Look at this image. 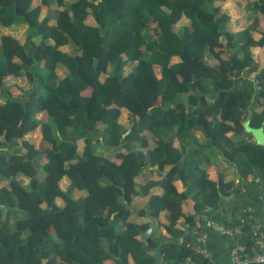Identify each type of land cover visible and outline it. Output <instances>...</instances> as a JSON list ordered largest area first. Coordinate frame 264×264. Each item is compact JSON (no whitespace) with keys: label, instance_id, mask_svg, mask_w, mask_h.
Returning a JSON list of instances; mask_svg holds the SVG:
<instances>
[{"label":"trees","instance_id":"trees-1","mask_svg":"<svg viewBox=\"0 0 264 264\" xmlns=\"http://www.w3.org/2000/svg\"><path fill=\"white\" fill-rule=\"evenodd\" d=\"M226 1L0 0L1 26L25 24L31 47L0 29V264H156L158 245L164 261L211 264L179 240L181 218L205 227L185 200L230 227L219 199L233 182L209 166L222 156L264 181V145L242 123L264 125V0L241 14ZM10 75L32 88L13 93ZM134 197L168 237H141ZM248 229L241 252L264 250Z\"/></svg>","mask_w":264,"mask_h":264},{"label":"crops","instance_id":"crops-1","mask_svg":"<svg viewBox=\"0 0 264 264\" xmlns=\"http://www.w3.org/2000/svg\"><path fill=\"white\" fill-rule=\"evenodd\" d=\"M255 102L256 100L251 102L252 108L256 107ZM247 117H249L250 124V113L243 119L242 123ZM236 165L237 164L235 162H229L222 156H218L216 160H214V163H212L208 168V174L210 177H215L218 175V172H220L224 180H231L233 182L230 193L222 195L219 199V208L225 213L227 218H232L235 222L232 226L226 227L230 232H221L214 229L210 224L212 219L207 221L202 210L194 211L193 200L191 198H187L185 200L188 212L192 215H197L196 218L200 217L199 220L204 221L205 227L203 231L206 233L204 246L210 254L209 260L211 264H231L232 249L236 247L241 252V248L245 247L246 238H251L248 228L252 231V227L256 223L260 224L262 238L259 243L255 240L257 245H253L252 248L257 250L258 248L264 246V181H261L259 176L254 173H249L245 177L240 176ZM169 168H172V166H166V169ZM174 183L178 190L184 189L180 178L175 177ZM159 190L160 187L158 186L151 188L152 193L158 192ZM141 203L142 199L134 197L132 214L135 215V220L137 222H141L149 219L151 222V231L154 228L157 234H160L163 237H168V233L165 228L161 224H158L159 222L164 221V213L161 212L159 218L151 219L147 215L138 214L137 209ZM178 224L182 229H184L183 233L179 237L180 241H182L183 236L188 232L191 235V240L195 239V236L198 233L196 227L193 226L190 228L188 222L184 218H181L178 221ZM196 224H198L197 221ZM151 231L147 232L145 236H147ZM161 255V262L156 264H183V262L178 263L171 260L164 261L163 253H161ZM129 261L131 263L132 259L129 258ZM107 262L108 264H113L111 260H107Z\"/></svg>","mask_w":264,"mask_h":264},{"label":"rangeland","instance_id":"rangeland-1","mask_svg":"<svg viewBox=\"0 0 264 264\" xmlns=\"http://www.w3.org/2000/svg\"><path fill=\"white\" fill-rule=\"evenodd\" d=\"M36 1H39V0H35V3ZM248 1V0H227L225 2V5L230 9V11H232V13L234 14H241V11L240 9L243 7V5L245 4V2ZM240 2V3H239ZM45 15V11L42 10L41 12V16H44ZM263 18V21H264V16H262ZM185 21V18H183L180 22H184ZM49 23H54L55 20L53 18H50L48 20ZM86 22H93V18L92 16L90 15H87L86 17ZM25 24H15V25H12V26H9V27H6L5 29L1 26L0 24V29H4V31H8V30H11V33L14 34V36L20 41V43L26 48V49H30V44H29V37L25 34ZM177 29L180 27L179 24H177L175 26ZM38 37L35 36L34 37V40L38 41ZM60 49L63 50V51H70L71 50V47L70 45L68 44H65V45H61L60 46ZM172 61H174V59H172ZM156 69H158L157 66H155ZM130 70V67L129 66H125V71L128 72ZM253 74V73H252ZM104 77V75L102 74L101 75V79ZM251 81L252 78H249ZM5 85H7L8 87H10V89L13 91V93L15 94H20V93H23L25 91V89L27 90H30L32 88V85H29L27 83V81L25 80V78L23 76H8L6 79H5ZM257 87V86H256ZM38 115H40L41 117H45V113L44 112H41L39 113ZM128 119H129V113L125 110V109H122L121 111V115H120V121L121 123H123L124 126L127 127L128 125ZM36 134L34 133H29L27 136V138L29 139H34ZM37 140H38V133H37V136H36ZM100 139L102 138V135L99 137ZM35 140V139H34ZM152 141H150L151 143ZM21 180L23 181H26V178L25 177H19ZM64 182V180L62 181ZM4 184H7L6 181H1L0 180V187L3 186Z\"/></svg>","mask_w":264,"mask_h":264},{"label":"built area","instance_id":"built-area-1","mask_svg":"<svg viewBox=\"0 0 264 264\" xmlns=\"http://www.w3.org/2000/svg\"><path fill=\"white\" fill-rule=\"evenodd\" d=\"M259 87V86H258ZM210 224L212 227L221 232H230L228 228L223 226L222 224L218 223L215 220H211ZM252 232L256 235L257 243L261 242L262 238V231L260 230V224L256 223L252 227ZM206 240V233L204 231H200L196 234L193 246L197 252L202 254L204 257L210 259V254L206 247L204 246ZM183 264H199L196 261H186ZM231 264H264V250H257L250 253H242L239 251L238 248H233L231 251Z\"/></svg>","mask_w":264,"mask_h":264},{"label":"water","instance_id":"water-1","mask_svg":"<svg viewBox=\"0 0 264 264\" xmlns=\"http://www.w3.org/2000/svg\"><path fill=\"white\" fill-rule=\"evenodd\" d=\"M244 128L248 131L251 132L252 134V138L260 144L264 145V125H259L257 127L251 126L249 124V117H247L244 122H243ZM128 131V130H126ZM3 204L0 202V206H2ZM151 231V224H149V226L141 231V237H144L147 232ZM153 258L156 261V263H160L161 259H162V255H161V251H160V247L159 246H154L153 247Z\"/></svg>","mask_w":264,"mask_h":264}]
</instances>
